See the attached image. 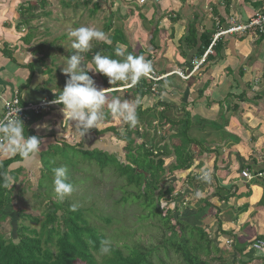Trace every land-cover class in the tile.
Here are the masks:
<instances>
[{"label": "trees", "instance_id": "obj_1", "mask_svg": "<svg viewBox=\"0 0 264 264\" xmlns=\"http://www.w3.org/2000/svg\"><path fill=\"white\" fill-rule=\"evenodd\" d=\"M86 3L93 4V12L100 10L102 3H106L107 0H85ZM101 3H99V2ZM136 3V0H132ZM245 2H254L257 0H244ZM45 2H42L41 8L45 7ZM139 10H142L147 4L139 5L136 3ZM160 3L156 4V7ZM37 3H31L29 8L26 9L25 21L30 24L33 16H35L38 10ZM130 13V12H129ZM217 14V13H216ZM45 15V14H44ZM140 18L142 16L140 15ZM141 21H143L141 19ZM174 21V20H173ZM223 22L221 21L219 25ZM112 29V20L105 26V31L109 32ZM29 34L25 37V40L32 42L34 37L30 35L34 29H30ZM199 29L195 24L189 26L188 36L182 41H180V48L185 49V51H191L190 57V68L192 69V60L197 57L201 58L207 50L212 46L214 36L216 31H205L203 33L198 32ZM158 25L156 26L152 38L150 40V45L155 50L159 49L158 44H156V39L159 34ZM111 40V44L101 42L93 47L87 54L86 59L91 63L92 58L95 54L100 53L102 55H109L116 59L115 49L121 46H127L128 53L133 54L132 50L128 46L127 39L123 34V30H115V32L108 37ZM263 36L260 37V40ZM27 41V42H28ZM26 43V42H25ZM44 45V44H43ZM183 49V50H184ZM182 51L181 49H179ZM213 54L209 55L205 61L207 63L210 58H215V56L220 57L223 51L222 39H219L215 45L212 47ZM7 54V53H6ZM133 55H143L146 59L151 62L152 55L148 51L140 50L138 54ZM214 55V56H213ZM43 56V55H42ZM46 56H43L40 61H36L33 64L28 65L31 71V75L28 79V85L34 75L37 73L36 68H40L41 75L45 76L44 66L42 64ZM204 63V64H205ZM203 64V65H204ZM99 74V73H98ZM90 75V74H89ZM101 75V74H99ZM102 76V83L105 87L109 86L108 78ZM159 77V76H156ZM168 78H162L159 81H154L150 78H142L138 84L134 87L129 88V94L139 103L136 105V111L138 116V123H142L145 127V132L140 133L139 127L129 126L125 124L124 129L126 134L120 136L112 122L116 119L112 118V115H107V120L104 121L102 129H92L91 133L99 136L106 132H112L114 135L121 138L125 142V149L128 151L126 155V162L119 161L114 155H110L103 149L86 148L84 144L86 136L84 139L79 137V142L72 143L66 139H62L63 135L50 133L49 136L45 137L42 133L36 134L34 128L37 125V129H41L45 124L46 118L50 117V113H44L40 116L29 115V119L23 122L25 126V136H39L41 139L52 138L57 136L54 144H51L47 151L40 153L42 172L45 170V166L50 168L53 162L49 160H44L46 158V153L49 154L52 147L57 148L56 153L62 154L64 158H72L74 161L77 154L83 156V159L88 164L95 163L101 170L108 168L109 166L114 167L117 170L119 178L126 179L127 186L136 189L133 192H128L125 188L120 189L123 193L122 198L117 202L121 206L130 205L135 203L141 207L143 213L138 217H135L137 221L136 228L139 230L140 227L149 218L156 219L161 226L163 233L157 243L150 244L148 246L144 245L140 238H136L137 230L130 232V230L124 226L125 218L112 217H97L100 221L105 224L103 227L92 223V216H94L95 207L89 208H78L76 211H71L73 206L69 200L61 201L56 198L54 192L49 189L47 193L39 192L37 197L42 200L47 199L50 201V208L47 209L45 214V219L38 216H33L27 214L23 210H18L16 213L21 220L20 223L16 224V229L11 237H9L2 230V223L8 219L9 209H12V194L15 190V184L18 181V175L23 171V168H18L16 170L12 169V166L17 164L20 165L24 162V158L16 155L7 160L0 161V176L3 174H9L15 179V184L12 186L11 190L4 189L0 187V264H170L169 258L171 254H177L178 258L182 261L181 264H211L207 259H209L212 249L210 244H214L208 231V227L202 228L199 224L202 214H205L207 218L209 215L208 208L210 204L209 201L204 200L203 205L198 210H194L193 202L190 200V195L194 191L196 186L192 185V182L198 181L199 176H194L195 172H190L189 175L183 176L180 172H186L190 170L194 164V155L189 151L192 148L195 139L188 136L192 124L190 122L189 114H186L184 119H174L164 116V112L167 109H173L174 115H177V111L174 105L167 102H162L160 99L156 100L152 105L146 104V100L152 97L157 99L165 91V84ZM50 79L46 80L47 83ZM124 82H118L115 87L119 88L124 86ZM26 87V88H27ZM62 89H57L53 93L51 90H38L39 99L48 98L53 100L60 94ZM118 91L112 92L110 97L117 95ZM201 97L203 96V92ZM115 94V95H113ZM203 98V97H202ZM111 99V98H110ZM62 108L61 105H58ZM160 108L162 112L160 117L153 118L149 115ZM57 110V109H56ZM55 111L52 107L50 110ZM106 113H108L105 107ZM181 116V115H180ZM52 120L54 121V126H60L62 129L63 125L61 119L53 115ZM179 117V116H178ZM51 119V118H50ZM186 119V120H185ZM157 123L159 127L162 128L161 133H158V129L153 133H148L146 128L151 126L152 123ZM39 123H42L39 125ZM157 125V126H158ZM169 126V129H166ZM176 133V134H175ZM135 135L136 139L141 140L142 144L136 147V141L133 140L132 136ZM160 136V137H159ZM172 145H164L163 147H158L161 142L168 140ZM150 142L148 144L147 142ZM167 143V142H166ZM170 146V147H168ZM136 148V151H135ZM156 149V150H155ZM158 150V151H157ZM135 151V153H134ZM155 152H157L155 154ZM45 155L43 158L42 156ZM170 155H174V161L167 167V158ZM147 159V160H145ZM82 162V161H81ZM53 169L51 167L50 174L53 176ZM173 174L176 181L182 182L184 185L186 182H190V186L185 188L184 191H176V187L168 183L171 179L170 175ZM43 176V175H42ZM169 176V178H168ZM172 177V176H171ZM2 183V179H0ZM41 188L43 185L39 184ZM190 191V192H189ZM222 201H228L229 197H222ZM164 200L167 204L172 203L174 208L170 210L168 206L160 208L158 201ZM130 207V206H128ZM204 215V216H205ZM29 222L30 225L25 223ZM33 225V226H32ZM131 227H135V222L131 224ZM112 226H119L116 229L115 234L109 235L107 228ZM121 228H127L126 232H118ZM169 234V236L167 235ZM121 239L125 241L122 245L115 244L114 241ZM105 239L111 240V252L108 255H102L100 253L101 242ZM215 246V245H214ZM216 252H219L217 249ZM204 257V258H203ZM215 260V259H212ZM221 260L220 264H227L226 261Z\"/></svg>", "mask_w": 264, "mask_h": 264}, {"label": "crops", "instance_id": "obj_2", "mask_svg": "<svg viewBox=\"0 0 264 264\" xmlns=\"http://www.w3.org/2000/svg\"><path fill=\"white\" fill-rule=\"evenodd\" d=\"M42 2L47 4L46 0H0V91L5 100H9L16 90L26 101L28 96L35 102L39 99L38 87L44 82L41 81L43 75L40 68H36L37 73L27 87L31 75L28 65L40 61L42 55L31 54L28 50L30 44L24 39L30 29L36 30L35 21L41 18L39 10L43 8L39 4ZM31 3L38 4L39 15L35 14L27 24L23 16ZM263 8L264 0H169V8L166 12L159 8L154 22L155 28L159 24L158 28L162 29L159 32L164 36L162 41L168 42L166 48L163 47L161 62L164 67L159 75H168V81L165 92L157 99L150 97L148 104L160 99L174 105V108L176 105L185 108L191 119L199 115L208 120L224 118L221 126L207 127L208 130L201 126L194 129L196 126L192 125L193 131L204 130L203 138L194 136L192 132L195 139L191 148L194 164L190 170L178 175L195 172L194 176L199 178L193 182L197 187L192 191L194 198L208 200L211 207L206 214L214 215L217 221L227 218V221L223 219L224 232L214 236L217 239L224 235L230 242L228 247L225 241V248L231 252V259L225 260L227 264H264V253L251 249L254 241H264V184L247 181L241 176L244 170L252 173L264 170V38L260 40L261 36L254 32L221 37V58H210L193 74L189 69L192 52L180 48V41L182 43L188 36L189 26L195 22L198 32L215 30L217 34L219 28L227 29L229 20L247 23ZM221 21L223 23L219 25ZM168 51L171 54L179 51L177 58L174 60ZM23 70L25 76L20 73ZM177 71L191 75L184 81H180V77L175 80L174 72ZM19 75L24 80L17 79ZM21 87H27V90ZM174 89L177 95L179 92L184 94L183 99H170L168 93L172 94ZM200 92H203V98ZM189 97L192 98L188 100ZM46 120L39 131L45 137L50 132L56 134V131H50V118ZM45 140L49 139H44L43 143ZM12 157L0 156V161ZM28 161L25 159L13 170L25 168ZM204 172L210 175V181L201 178ZM223 196L229 200L222 201ZM196 208L195 211L198 210ZM204 215L201 219H211V216L207 218ZM237 243H241L242 248H236Z\"/></svg>", "mask_w": 264, "mask_h": 264}, {"label": "rangeland", "instance_id": "obj_3", "mask_svg": "<svg viewBox=\"0 0 264 264\" xmlns=\"http://www.w3.org/2000/svg\"><path fill=\"white\" fill-rule=\"evenodd\" d=\"M47 4H45V7L43 9H40L39 13L41 15L40 20L35 21V28L30 35L32 38L34 37L32 42H29L28 40H25L27 44H30V48L28 49L31 54H34L35 56L38 54H41L43 56H46V58L43 60L42 64L44 66V69L48 70L45 71V80L43 84H40L38 87V90H51L53 93L56 92L57 89H62L65 87L67 79H69L68 76L63 74V66H66L67 57H70L73 52L75 51L72 47V38L69 36L70 30L78 27H94L98 30L103 31L107 34L109 37L112 35L115 30H123V34L125 38L127 39L128 46L132 50L133 54H138L140 50L148 51L149 54L152 55L151 64L153 66V72L152 74L154 76L161 75L162 68L164 67V64L162 61L163 56V47L166 48V44L168 42L162 41V38L164 37L162 33L158 34V38L156 39V44L159 42V49L155 50L150 45V40L152 38V34L154 32L155 26V17L156 13L159 10V8L162 9V12H166V10L169 8V0H163L160 2L159 6L156 7L155 4H152L151 2L147 3V5L142 9L139 10L136 3H134L132 0H107V2L100 6V10L97 12H93V4L96 1H93L91 3H86L85 0H53L49 2L46 0ZM99 2V1H98ZM101 3V2H99ZM130 12V13H129ZM36 15H39L36 11ZM45 14V15H44ZM164 14V13H163ZM140 15L142 18H140ZM254 16V15H253ZM253 18V17H252ZM141 19L143 21H141ZM112 20V29L109 32L105 31V26L109 23V21ZM33 23V22H32ZM31 23V24H32ZM159 25V24H158ZM159 31L162 29L159 26ZM31 31V30H30ZM160 38V39H159ZM28 41V42H27ZM101 42L93 41L92 42V48L99 44ZM44 44V45H43ZM162 47V48H160ZM122 51L125 52L127 55L128 49L127 46H121ZM90 49V50H91ZM27 50V51H28ZM89 50V51H90ZM128 50V51H127ZM88 51V52H89ZM87 52V53H88ZM166 52V51H165ZM84 53V63L85 64H91L86 59V54ZM179 51L175 54H171V51H168V54L172 56V58L175 60L177 58V54ZM165 55V54H164ZM42 56V58H43ZM41 58V59H42ZM116 59H121L120 57L116 56ZM27 69V68H26ZM25 69V70H26ZM20 71V73L26 74V72ZM175 70V69H173ZM29 71V70H28ZM178 72V71H177ZM90 76L94 79L96 86L98 88L102 89H109L106 91V96L109 97L114 91H118L117 95L122 100L123 99H129L136 101V97L134 98L131 94H129V88L134 86H129L128 84H124V86L116 88L115 85H110L108 87H105L102 83V76L98 73H94L92 71H89ZM177 75V76H176ZM174 79L178 80L180 77L178 74H176ZM25 76V75H24ZM181 78V77H180ZM17 79H22L20 75L17 77ZM50 79V82L46 85V80ZM180 81H184L187 79H179ZM43 81V80H41ZM25 83L23 81L22 85ZM24 90H27L25 87ZM175 89L173 90V93H168V96L170 99L177 97L179 99H183L184 94L179 92V95H177L175 92ZM28 93V91H26ZM26 94V93H23ZM189 96V95H188ZM192 98L189 97L188 100ZM25 99V97H24ZM28 99L32 101L29 96ZM149 102V99L146 100V104ZM55 111H50V124L51 129L50 131H56V135L58 136L63 135L62 139H66L69 142L77 143L79 142V136L74 131V122H71L68 118H65L61 108L58 105L54 106ZM57 109V110H56ZM185 108H182L176 105L175 110L177 111L176 116L173 113V109L170 110L167 109L166 112H164V116L168 118H174V119H184L186 116ZM173 110V111H172ZM105 111V109H104ZM160 108H157L156 111L151 113L149 116L153 118L160 117L162 112ZM106 113V111H105ZM183 113V114H182ZM53 115L58 116L62 123L66 125L62 126V129L60 126L57 128L54 126V121L52 120ZM107 115H110L109 113H106L105 118L103 122L100 124L98 129H102L104 121L107 120ZM112 118H114L112 116ZM116 119L115 122H112L111 125L114 126L117 133L120 134V136H124L126 134V131L124 129V126L126 123L123 121ZM186 120V119H185ZM224 118L219 117L218 119H212L208 120L205 117H201L200 115L196 118H190V122H192V125L195 124L196 129L197 127H213L214 126H221L223 123ZM158 123V122H157ZM152 123L151 126H148L146 128V131L148 133H153L155 130L158 129V133H161L162 128L159 127L158 124ZM138 124V125H137ZM136 125L139 127L140 133L145 132V127L142 125V123H137ZM158 125V126H157ZM207 128V130H208ZM210 128V129H213ZM169 129V126L166 128ZM34 131L36 134L43 133L42 131H39L37 129V125L34 128ZM204 131V130H203ZM203 131H193L192 129L189 131L188 136L193 137L194 136L198 138H203ZM49 132V131H48ZM193 132V133H192ZM51 133V132H50ZM53 133V132H52ZM176 134V133H175ZM86 139L84 144L86 145V148L91 149L99 148L103 149L105 152L109 153L110 155H114L119 161L126 162V155L128 151L125 149V142L121 140L120 137L114 135L112 132H106L103 135H95L91 132H89L86 135ZM133 140L136 141V147L142 144L141 140L136 139V136H132ZM160 137V136H159ZM53 138V139H52ZM47 138L49 140H45L41 147V152H45L50 148L49 146L51 144L55 143V140H57V136ZM43 141V139H42ZM167 142V143H166ZM150 144V142H147ZM172 145V141L170 142L169 139L161 142L158 147H163L164 145ZM206 145V144H205ZM168 146V147H170ZM58 149L52 147L50 153H46V158L44 160H49L53 162L52 168H57L60 166H65L68 169L67 172V178L68 182H70L73 187L74 191L70 197L65 198L64 200H69V202L72 203L75 207L78 208H89L93 206L95 207L94 216H92L91 220L93 224H96L98 226L103 227L105 224L103 221H100L97 217H114L116 218V221L119 218H125L126 221L123 223L125 227H127L130 232L136 231L137 234L135 235L136 238H140V241L143 242L144 245L148 246L150 244L157 243V241L160 239L161 235L165 233L163 232L164 229L161 228L159 223L156 219L149 218L142 227L138 230L136 228L137 221L135 220V217H138L141 213H143V210L141 207L135 203L128 204L126 206H121L117 204V202L122 198L123 193L120 189L125 188L128 190V192H133L136 189L134 186L128 187L126 179L119 178V175L117 173V170L114 169V167L109 166L108 168L101 170L95 163L88 164L83 159V156L80 154H77V156L74 158V161H71L72 158H64L62 154L56 153ZM156 150V149H155ZM136 151V148H135ZM134 151V153H135ZM158 151V150H157ZM189 151L192 152L191 148H189ZM43 158L45 155L42 156ZM174 155H170L167 160V168H170L171 162L174 161ZM27 160L29 165H27L25 168L23 167V171L18 175V181L15 184V190L13 191L12 198V209H9L8 213V219L5 221V223H2V230L11 237L14 233V230L16 229V224L20 223L21 220L19 219L18 214L16 213L18 210H23L27 214L38 216L45 219V214L47 212V209L50 208V201L47 199L42 200L41 198L37 197V194L39 192L47 193L46 190L49 189L54 192L53 190V176L50 174L51 167L48 168L45 166L44 172H42V164H41V158L40 156L36 159L28 158ZM147 160V159H145ZM82 161V162H81ZM25 165V164H23ZM17 166L20 165H13L12 169H15ZM43 175V176H42ZM172 176V177H171ZM169 178V176H168ZM170 178L168 180V183L172 184L176 187V191L185 190L186 186H190V182H186L184 185L180 181H176L177 179H174L173 174L170 175ZM201 180V179H199ZM43 185V188L39 186V184ZM256 182V181H254ZM193 185V182H192ZM53 196H56L55 193ZM57 198V197H56ZM193 193L190 195V200L193 202V207H201L203 205L204 200L201 198L197 200L194 198ZM58 199V198H57ZM59 200V199H58ZM158 204L160 208H163L165 206H168L170 210H173L174 206L172 203L167 204L164 200H159ZM130 206V207H128ZM204 218H200L201 224H199L202 228L208 227L209 235L213 241L214 244H210V247L212 249V253L209 256V261L211 264H220L221 260H229L231 259V252L228 251L227 248H225L226 244L228 243L226 237L224 235L219 236V238H215L214 236L217 233L219 235L220 232L223 231V219L227 221V218H221L218 219L215 217H211L210 220H203ZM216 219V221H215ZM135 222V227H131L132 223ZM221 222V225L219 224ZM26 225H30L29 222L26 221ZM33 226V225H32ZM119 226H112L107 229H109L107 232L109 235H113L116 232V229ZM127 228H121L118 230L120 233L121 231L126 232ZM224 232V231H223ZM121 234V233H120ZM225 234V233H224ZM169 236V234H167ZM116 237V236H115ZM128 240V239H127ZM122 241L121 239H117L115 244L122 245L125 241ZM227 243H226V242ZM128 243V241H127ZM230 244V243H229ZM229 244L227 245L229 247ZM215 245V246H214ZM224 247V248H223ZM236 248H242L241 243L236 244ZM244 248V247H243ZM217 249H219V252H216ZM204 258V257H203ZM215 259V260H212ZM170 264H181L182 261L178 258L177 254H171L169 258ZM82 264V263H79Z\"/></svg>", "mask_w": 264, "mask_h": 264}, {"label": "clouds", "instance_id": "obj_4", "mask_svg": "<svg viewBox=\"0 0 264 264\" xmlns=\"http://www.w3.org/2000/svg\"><path fill=\"white\" fill-rule=\"evenodd\" d=\"M69 36L72 38L71 47L75 51L67 57L66 66L62 69L63 74L69 79L60 94L50 103L62 106L64 117L74 122V131L81 139H84L90 130L100 126L106 115L105 107L114 118L129 126H135L138 123L136 105L139 102L122 100L118 96H113L109 100L105 94L109 89L98 88L89 71L107 77L110 85L124 82L129 86H135L142 78H148L152 74L151 62L143 55L130 53L126 55L118 47L115 49V55L121 59L97 53L93 56L91 64H85L83 54L92 48L93 41L111 44V40L103 31L85 26L70 30ZM41 80H45V77L42 76ZM18 112L19 110H13L0 119V156L19 155L24 159H36L41 153L43 141L39 136H25V126ZM67 172L65 166L53 169V190L59 200L70 197L74 191L73 185L68 182ZM201 178L204 181L211 179L207 172L202 173ZM0 179H2L0 187L4 189L11 190L15 184L14 177L9 174H3ZM70 210L76 211V207L73 205ZM111 244V240H103L100 253L110 254Z\"/></svg>", "mask_w": 264, "mask_h": 264}, {"label": "built area", "instance_id": "obj_5", "mask_svg": "<svg viewBox=\"0 0 264 264\" xmlns=\"http://www.w3.org/2000/svg\"><path fill=\"white\" fill-rule=\"evenodd\" d=\"M161 1L162 0H136L139 5H145L149 2H151L152 4H158ZM247 32H254L256 34H259L260 36H263L264 38V8L260 11H257L254 14L253 18H251L247 23H237L236 20L232 19L229 20L226 30L219 28L218 33L214 36L212 46L200 59L195 58L192 61L193 68L191 73H195V71H197L205 63L207 57L213 54L212 47L221 37L237 33L243 34ZM175 74H178L183 79H188L191 75H184V73L182 72H176ZM148 78L154 81H159L160 79L164 78V76L156 77L151 74ZM51 101L52 100L48 98L42 99L37 102L30 100L26 101L22 98L18 90L13 93L12 97L9 100H5L0 91V102L2 103L0 107V119H3L4 116L8 115L13 110H19L17 114L22 122H24L29 119V115L40 116L44 113H49L52 107L55 106L54 104L50 103ZM156 153L157 152H155V154ZM241 176L247 181L253 180L264 184V170L255 171L254 173L249 170H244L241 172ZM229 243L230 242H228V244ZM251 249L256 252L264 253V241H254L251 244Z\"/></svg>", "mask_w": 264, "mask_h": 264}]
</instances>
